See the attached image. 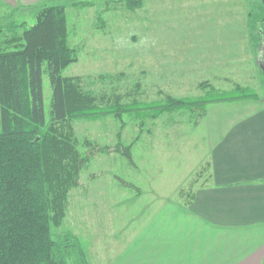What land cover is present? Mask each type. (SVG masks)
I'll return each instance as SVG.
<instances>
[{
	"label": "rangeland",
	"instance_id": "374dc122",
	"mask_svg": "<svg viewBox=\"0 0 264 264\" xmlns=\"http://www.w3.org/2000/svg\"><path fill=\"white\" fill-rule=\"evenodd\" d=\"M137 1L134 8L127 0L47 2L89 4L67 9L77 62L64 76L80 79L103 110L118 98L145 110L73 123L85 167L62 231L85 242L90 264H133L127 259L141 254L137 239L164 205L191 202L226 125L264 102L261 0ZM35 23L28 8L0 14V49L7 34ZM44 72L49 114L46 65ZM168 97L206 104L157 116L151 107L167 105Z\"/></svg>",
	"mask_w": 264,
	"mask_h": 264
},
{
	"label": "trees",
	"instance_id": "16d2710c",
	"mask_svg": "<svg viewBox=\"0 0 264 264\" xmlns=\"http://www.w3.org/2000/svg\"><path fill=\"white\" fill-rule=\"evenodd\" d=\"M127 1L130 8L140 5L137 0ZM87 6L30 7L36 23L22 25L16 35L7 34L6 47L0 49V264H90L85 242L62 231L70 193L79 186L85 167L73 123L145 111L138 102L134 107L122 105L119 98L103 110L96 97L83 91L80 79L64 76L77 62L69 44L67 9ZM45 65L52 88L49 114ZM167 101L151 107L157 116L206 104L172 97ZM125 155L132 159L130 147Z\"/></svg>",
	"mask_w": 264,
	"mask_h": 264
},
{
	"label": "crops",
	"instance_id": "0c3cea01",
	"mask_svg": "<svg viewBox=\"0 0 264 264\" xmlns=\"http://www.w3.org/2000/svg\"><path fill=\"white\" fill-rule=\"evenodd\" d=\"M49 1L0 0V14ZM259 103L226 125L211 149L209 175L195 186L191 202L165 204L135 243L140 241L141 254L127 261L264 264V102Z\"/></svg>",
	"mask_w": 264,
	"mask_h": 264
},
{
	"label": "water",
	"instance_id": "95a60500",
	"mask_svg": "<svg viewBox=\"0 0 264 264\" xmlns=\"http://www.w3.org/2000/svg\"><path fill=\"white\" fill-rule=\"evenodd\" d=\"M261 1H262L263 5H264V0H261ZM262 32H264V25H263V30H262ZM261 68H262V70H263V72H264V61L262 62Z\"/></svg>",
	"mask_w": 264,
	"mask_h": 264
}]
</instances>
